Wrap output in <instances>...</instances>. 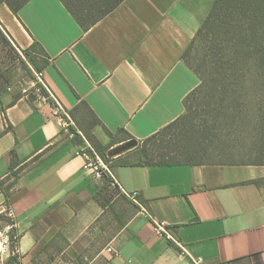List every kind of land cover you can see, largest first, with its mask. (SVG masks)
<instances>
[{"label":"crops","instance_id":"obj_1","mask_svg":"<svg viewBox=\"0 0 264 264\" xmlns=\"http://www.w3.org/2000/svg\"><path fill=\"white\" fill-rule=\"evenodd\" d=\"M214 2L123 0L86 30L61 0H29L18 13L2 1L0 43L30 52L67 110L87 104L99 142L111 140L107 130L118 135L110 149L138 140L112 157V171L193 255L264 264V165L138 163L141 141L181 117L201 83L183 55ZM55 107L0 79V180L16 179L10 207L23 263L193 264L111 176L84 171L85 143L62 131Z\"/></svg>","mask_w":264,"mask_h":264},{"label":"trees","instance_id":"obj_2","mask_svg":"<svg viewBox=\"0 0 264 264\" xmlns=\"http://www.w3.org/2000/svg\"><path fill=\"white\" fill-rule=\"evenodd\" d=\"M18 11L29 0H0ZM77 22L89 29L111 13L123 0H61ZM8 45H10L7 40ZM36 48V46H34ZM43 51V50H41ZM24 54L35 63L30 52ZM186 63L200 76L201 83L185 99L186 111L177 120L141 141L139 164H259L264 165V0H215L211 11L200 27L196 37L183 55ZM42 95L47 90L38 83ZM216 100L219 116L226 117V125L255 128L249 149L254 155L251 161L227 159L233 157L238 146L230 141L218 140L210 135L206 125H193L194 108L204 102ZM53 102L52 100H50ZM254 104L255 108L246 110ZM82 111L78 119L75 112ZM87 111L98 118L86 104L69 111L77 126H71L77 143L87 138L94 149L110 163L109 149L116 143L117 134L107 130L111 140L99 142L83 125L88 120ZM84 117V118H83ZM81 126L84 130L77 128ZM82 131L83 134L80 132ZM175 132L178 138H174ZM232 133L234 131L232 130ZM84 136V137H83ZM213 139H211V138ZM127 139H135L128 135ZM85 145V144H84ZM215 146V147H214ZM218 151L226 160L213 161L207 155ZM250 153V152H249ZM12 169L19 164L16 152ZM211 159V158H210ZM16 177L17 173L12 172ZM1 181V180H0ZM264 182V179L261 180ZM16 230V229H15Z\"/></svg>","mask_w":264,"mask_h":264},{"label":"rangeland","instance_id":"obj_3","mask_svg":"<svg viewBox=\"0 0 264 264\" xmlns=\"http://www.w3.org/2000/svg\"><path fill=\"white\" fill-rule=\"evenodd\" d=\"M5 78L18 90L30 93L31 95H37L38 85L36 66L34 63L24 53L20 54L17 50H13L10 45H6L5 43L1 42L0 79ZM217 102L214 99L210 102V104H205L204 102L196 104L197 107L194 108L195 113L193 125L195 127L206 125L208 129L213 132L210 135L215 137L218 142H221V140H227L236 144V146H238V150H236L237 153L233 155V157H228L227 159H234L236 161L254 160L255 158L249 149V144L253 140L252 138L254 137L255 128L246 126L244 124L239 125L240 127L228 124L226 125V117L219 116L218 110L215 109V107H219ZM252 108H255L254 104L249 105L246 110H250ZM87 118V121H83V125L86 126L85 130L87 129L92 133L93 128L96 126L95 120L93 116L90 115V113L87 114ZM72 126H77L75 121ZM80 127L81 126L77 128L80 129ZM81 129L84 130L82 127ZM232 130L234 133H232ZM176 134L177 133L175 132V136H173L175 139L178 138ZM86 141L90 143L87 138ZM206 159L221 161L226 160V156L219 155L218 151H216L212 154L209 153ZM15 180L16 179L10 175L0 181V229L12 223V219L8 214V209L10 208V200L14 195Z\"/></svg>","mask_w":264,"mask_h":264},{"label":"built area","instance_id":"obj_4","mask_svg":"<svg viewBox=\"0 0 264 264\" xmlns=\"http://www.w3.org/2000/svg\"><path fill=\"white\" fill-rule=\"evenodd\" d=\"M36 76L37 85L40 83L48 92V95H42L40 87L37 86V94L43 99L53 101L52 103L56 106L54 112L55 118L57 119L60 128L63 132H66L71 137H74V133L70 130V127L74 124V119L70 115L69 110H67L52 93L44 81L42 73L36 72ZM78 153L84 157L83 169L85 172L96 177H103L105 175L111 176L112 186L117 187L122 193L126 194L138 204L141 212L152 220L154 230L158 235L167 238L178 246L181 253L188 256L193 264H205L202 257L193 255L177 238L174 231L169 227L168 222L165 220H158L150 214L147 207L139 200L137 191L128 192L120 185L112 171L110 163L106 161L88 141H86L85 145L78 150ZM8 211V214L12 219V223L0 229V264H24L20 247V233L15 230L16 215L11 207ZM109 250L113 249L109 248Z\"/></svg>","mask_w":264,"mask_h":264},{"label":"water","instance_id":"obj_5","mask_svg":"<svg viewBox=\"0 0 264 264\" xmlns=\"http://www.w3.org/2000/svg\"><path fill=\"white\" fill-rule=\"evenodd\" d=\"M138 144H139L138 140L131 139V140L127 141V142H124V143H122V144L110 149L109 152H108V155L110 157H113V156L121 154V153H123V152H125V151H127V150H129V149H131L133 147H136Z\"/></svg>","mask_w":264,"mask_h":264}]
</instances>
